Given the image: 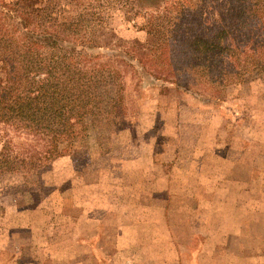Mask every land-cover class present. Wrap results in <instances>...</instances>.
<instances>
[{
    "label": "rangeland",
    "instance_id": "1",
    "mask_svg": "<svg viewBox=\"0 0 264 264\" xmlns=\"http://www.w3.org/2000/svg\"><path fill=\"white\" fill-rule=\"evenodd\" d=\"M86 4L114 35L101 39L108 47L87 48L93 94L72 117L51 114L54 156L0 175V237L9 232L2 250L40 252L41 264L73 254L72 264H85V237L93 236L103 264H129L131 251L145 257L152 232L163 231L180 246L183 264H195L199 253L225 255L229 264H243L247 251L264 257V50L228 80L189 62L167 76L141 66L136 58L144 53L131 44L147 38L143 24L154 10L137 15L116 0ZM15 80L9 54L0 52V83ZM0 134V147L7 139L15 152L38 145L45 155L44 140L15 126L0 123ZM163 214L169 234L145 226ZM97 219L100 228H90ZM133 219L144 225L140 244L132 242ZM116 252L125 256L114 259Z\"/></svg>",
    "mask_w": 264,
    "mask_h": 264
},
{
    "label": "trees",
    "instance_id": "2",
    "mask_svg": "<svg viewBox=\"0 0 264 264\" xmlns=\"http://www.w3.org/2000/svg\"><path fill=\"white\" fill-rule=\"evenodd\" d=\"M66 1L63 7L61 0H0V52L9 54L16 76L14 86L0 83V123L46 142L43 157L38 145L20 154L4 139L0 175L40 167L51 159V114L72 117L83 106L84 95L93 94L94 75L83 67L89 60L87 48L108 47L111 41L102 44L101 39L114 34L100 11H90L95 5ZM116 2L136 7L137 15L154 10L146 13L143 24L147 38L131 44L144 53L136 58L141 66L149 63L167 76L189 62L208 67L213 80H228L264 50V0Z\"/></svg>",
    "mask_w": 264,
    "mask_h": 264
},
{
    "label": "crops",
    "instance_id": "3",
    "mask_svg": "<svg viewBox=\"0 0 264 264\" xmlns=\"http://www.w3.org/2000/svg\"><path fill=\"white\" fill-rule=\"evenodd\" d=\"M171 146H174V145L171 144ZM177 147L175 151L179 152L180 150H178ZM201 147H202V144H201ZM197 148H198V153H201L202 152L201 148L199 147ZM210 148H212V145H210ZM262 197H264V193L262 194ZM130 202H132L136 206L138 204L137 200H133ZM259 202H261V204H264L262 202V198L259 199ZM103 206L104 205H102V207ZM263 210L264 208L262 209V211ZM86 211H90V209H87ZM166 212L167 211H164V213ZM164 218H165V215L163 214L161 218L152 220V221H146L144 222V224L145 226H148V227L149 226L151 227L158 226L159 228L163 227V229L164 228L166 229V233L169 234L170 227H169V221L167 219V215H166V218L165 219ZM91 221L98 222V223L97 225H93V224L89 225L90 228H100L101 224H103V222L100 219L91 220ZM133 221H134V225L136 226L135 230H136L137 236L134 238V240H132V242L135 244H138V239H139L140 240L139 244H140L141 242H143L142 241L143 237L142 236L139 237V232H140L139 229L140 227L144 225L141 226L142 223H139V221L136 219L135 220L133 219ZM134 225H132V227ZM8 233L9 232H6L5 236L3 235L0 237L1 238L0 250L2 251L0 264H41L42 257H41L40 252H37L39 253V255H36V253L19 254L15 257L11 255H6V253L2 249L6 250V247L9 244L8 243L9 236L7 235ZM151 235L152 237L151 239H149L147 247H146V253H145L146 256L138 258L139 250L131 251V253H129V258H128L129 264H138V259H143V261H141V264H183V262L185 261V258H183V252L179 251L180 246L177 244L176 240H174L173 238L172 239L169 238L170 236L167 234L164 237L163 231H161V236L156 235L154 232H152ZM232 239H233L232 236L228 235L226 237V240L229 243H231ZM85 243L87 244V249L85 250V264H103L104 258H107L106 255L103 252L98 251L97 247L93 246L101 242L98 241L96 237L87 236L85 237ZM156 243L160 244V248L158 247V245H154ZM251 255H250V251L249 252L247 251V253L243 255L245 256V262H243V264H264V257L262 256V254H251ZM120 256L123 257L125 256V254H123L122 252H116L113 258L114 259L120 258ZM108 258L110 257L108 256ZM228 258L229 257H226L225 255H220L219 253L214 252L211 255H209V257H206V258H203V255L199 253L197 254V256L194 257V260H196L195 264H229L227 262ZM73 259H74L73 254L69 255L68 257L63 256L62 258L58 259V261L54 264H72Z\"/></svg>",
    "mask_w": 264,
    "mask_h": 264
}]
</instances>
